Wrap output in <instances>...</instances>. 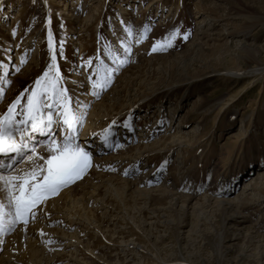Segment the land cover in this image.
I'll list each match as a JSON object with an SVG mask.
<instances>
[{"label": "rangeland", "instance_id": "rangeland-1", "mask_svg": "<svg viewBox=\"0 0 264 264\" xmlns=\"http://www.w3.org/2000/svg\"><path fill=\"white\" fill-rule=\"evenodd\" d=\"M0 63V118L58 73L92 164L0 232V264H264V0H0ZM52 112L12 175L62 144Z\"/></svg>", "mask_w": 264, "mask_h": 264}, {"label": "snow or ice", "instance_id": "snow-or-ice-1", "mask_svg": "<svg viewBox=\"0 0 264 264\" xmlns=\"http://www.w3.org/2000/svg\"><path fill=\"white\" fill-rule=\"evenodd\" d=\"M147 31L148 29L145 28L137 38V43L144 38ZM128 33L132 35L131 29ZM175 36V32L170 33L164 42L154 44L152 51L171 47ZM184 38L187 39V36ZM49 47H52L51 40ZM125 51L130 52V48H126ZM52 60L55 61V55L52 56ZM118 63L123 65L126 60L120 59ZM3 68L4 65L0 63V70ZM104 71V76L94 83V87L101 90L111 82L112 73L115 70L105 69ZM55 75L56 79L53 81L49 72H45L44 79L47 83L44 87L34 88L31 94L27 95V104L20 112L22 118H16V109L21 103V97L28 93V89L8 106L7 114L0 118V232L6 229L11 230L18 222L27 224L30 218L34 219L36 217L34 209L44 203L49 196L56 195L61 188L81 179L86 170L92 166L91 153L75 142L77 129L83 117L68 103L66 90L57 89L56 85L60 78L58 73ZM35 83L41 85V79H37ZM49 85L52 89L51 97L48 96ZM2 96L3 90L0 89V98ZM49 99L51 103L48 102ZM53 108L59 110V123L66 128L62 144L55 148L49 147V153L53 154L48 155L47 158L38 157L43 164L33 167L23 175H12L15 165L28 152L33 153L29 156V161L34 162L36 153L35 146L30 144L32 138L30 134L40 133L52 137L54 131H59L54 128L57 121L53 117ZM44 109H47V112L43 111ZM108 131V129L105 130V132ZM49 144L56 145L57 142L53 138L50 139ZM116 146L119 147V145ZM128 171L126 169L125 174H128Z\"/></svg>", "mask_w": 264, "mask_h": 264}, {"label": "bare ground", "instance_id": "bare-ground-1", "mask_svg": "<svg viewBox=\"0 0 264 264\" xmlns=\"http://www.w3.org/2000/svg\"><path fill=\"white\" fill-rule=\"evenodd\" d=\"M51 44H52V40H51ZM52 48V47H51ZM56 112V111H55ZM58 118V117H57ZM64 126H61L60 127V129H62L61 130V134L62 135H65L66 134V128L64 127ZM31 135V140H30V144H31V142L33 141V140H36L38 137H41L42 135H44V134H40V133H35V134H30ZM76 135L78 136V134L76 133ZM111 138H110V136H106L105 134H97L96 135V140L94 141V143H98V142H100L99 144L101 145V144H104V145H106L105 146V148L106 147H110V142H111ZM88 144V143H87ZM29 155V154H28ZM28 155H26V156H28ZM29 157V156H28ZM27 157V158H28ZM20 164V163H19ZM19 164L17 163L16 165H15V168L13 169V170H15L18 166H19ZM30 223H32V222H30ZM22 225H24V224H21V226ZM40 226H36V224H31V225H27V226H24L23 227V230H22V228H20V231H21V234L23 235V233H24V235H30L31 234V232H33V234L32 235H35V236H38V237H40L41 238V236H39V234H40V231L38 230V228H39ZM43 227V226H42ZM41 227V228H42ZM40 229V228H39ZM37 230L39 231V234L37 233ZM41 230V229H40ZM45 230V229H44ZM22 231H23V233H22ZM23 235V236H24ZM44 236V235H43ZM32 237V236H31ZM49 237V236H48ZM30 238V237H29ZM27 239V238H26ZM47 239V238H46ZM1 240V239H0ZM31 240V239H30ZM3 243H5V240H3ZM30 246V245H29ZM14 247V246H13ZM2 250H5V251H8V250H12L11 248H10V245H9V242L7 241L6 242V245H3L2 243H1V241H0V252L2 251ZM6 256H8V257H4V258H2L1 260H0V263H2L4 260H8L9 259V257H10V255H9V253H7L6 252V254H5Z\"/></svg>", "mask_w": 264, "mask_h": 264}]
</instances>
